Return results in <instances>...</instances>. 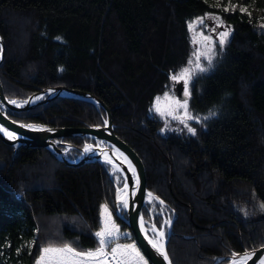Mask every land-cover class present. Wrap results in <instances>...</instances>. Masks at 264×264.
<instances>
[{"label": "trees", "instance_id": "trees-1", "mask_svg": "<svg viewBox=\"0 0 264 264\" xmlns=\"http://www.w3.org/2000/svg\"><path fill=\"white\" fill-rule=\"evenodd\" d=\"M252 1L264 10V0ZM213 10L233 32L210 67L202 59L201 72L189 67V24ZM0 33V79L9 99L65 85L108 106L115 133L143 160L148 189L174 211L172 264H211L264 245V215L251 220L242 209L251 197L264 211V32L255 17L204 0H0ZM187 66L196 71L188 109L199 119L187 121L195 134L154 109L171 76ZM210 111L215 115L204 119ZM5 112L51 127L103 125L106 118L101 106L73 97ZM60 140L73 145L71 159L94 142ZM115 202L104 164L72 166L45 147L15 149L0 139V264L16 261L18 249L24 264H36L49 245L95 249L103 205L119 232H128L108 247L135 244ZM161 220L154 216L156 225Z\"/></svg>", "mask_w": 264, "mask_h": 264}, {"label": "water", "instance_id": "water-1", "mask_svg": "<svg viewBox=\"0 0 264 264\" xmlns=\"http://www.w3.org/2000/svg\"><path fill=\"white\" fill-rule=\"evenodd\" d=\"M4 56L5 42L0 33V66ZM37 97L42 98L37 99ZM56 97L79 98L101 106L105 111V121H107V123L104 122L103 125L92 126L51 127L39 123L19 122L10 118L5 112V109L12 111L29 110L38 104L49 102ZM10 100L16 99H9L6 97L0 79V129L13 133L15 137L10 139L8 135L5 134V131H0V139L7 144L15 146L16 149L19 147H45L54 152L61 161L72 166H79L87 162H103L115 167L117 166L123 176V187L125 183L127 184L126 189L128 194V206L123 209L125 215L122 214L121 208H119L118 204L119 201L117 199L115 214L130 227L135 244L150 264H169V255V259L165 260L163 256L157 252L155 248H153L152 244L149 243L148 237L141 229V210L145 206L147 194L151 192L147 187L145 165L139 154L115 133L112 114L105 102L89 91L71 88L65 85L46 87L39 92H34L24 100L28 101L27 103L16 100L19 106H17V104L9 103ZM26 125H33L36 126V128H42L44 130H34V128L26 127ZM68 136H84L95 141H101L105 143V145L101 147L98 144L87 142L83 147L79 148L80 155L75 159H71L66 154L67 149L63 147H71L72 145L68 142L60 140L61 138ZM86 146H91L92 151L85 152L84 149ZM114 149H119V152L123 153L124 156L127 157V163L128 161H131V165L135 169V177L133 172L129 169L127 163L113 157ZM104 153L113 157V159H111L112 163L106 162ZM136 177L139 178L138 186L135 182ZM153 195L158 197L155 194ZM158 198V201L162 200L160 197ZM172 221L173 220L170 221L166 233L167 235L164 238V248L166 251L168 237L172 230ZM155 228L158 229L156 226ZM245 252L252 254L251 258L247 260V264H260L261 259H264V245L250 250H245L243 252L233 253H237L239 256H242ZM225 260V264H228L232 260V254L228 256H217L214 258L212 264H218Z\"/></svg>", "mask_w": 264, "mask_h": 264}, {"label": "snow or ice", "instance_id": "snow-or-ice-1", "mask_svg": "<svg viewBox=\"0 0 264 264\" xmlns=\"http://www.w3.org/2000/svg\"><path fill=\"white\" fill-rule=\"evenodd\" d=\"M245 9H241L244 11ZM217 20L219 24L222 25V21L219 17H211ZM204 18H200L199 23H203ZM264 27V25H262ZM189 29L194 30L193 24H189ZM215 31V29H213ZM230 34V29L219 32L218 33V41H214L210 35H204L203 33H199L200 39L197 40L194 36V43H201L203 45V51L197 50L194 55L196 59L195 69L201 72L206 71L207 69L202 66L199 62L201 56H203L207 62L209 67L212 64L215 43H219L221 47L226 43L227 37ZM190 65L193 63L192 60L188 62ZM193 69L189 67H185L181 69V71L177 74L171 76V80L173 81H183L184 82V96L182 99L176 98L174 95L170 96L167 92L164 93L163 97H157L154 109L162 116H172L173 119H178L180 123L184 124V126L188 129L189 132L195 134V129L190 127L187 124V121L193 119H199L198 117H193L188 109V97L190 96L189 91V81L191 79ZM42 97H37V99H41ZM163 101V106H162ZM28 101H24L27 103ZM9 103L17 104L16 100H10ZM181 110L183 115H181ZM215 115L214 111L209 112L208 117H204V119H208L209 117ZM107 123V121H105ZM26 127L34 128V130H44L42 128H36L33 125H26ZM0 131H5L0 129ZM10 139L15 138L14 134L11 132H6ZM85 152L91 151V146H86L84 149ZM116 153H119V156L123 157L124 160H127V157L124 156L123 153L119 152V149H114ZM106 157V162L112 163L111 158L107 153H104ZM129 169L133 172L135 177V169L131 165V161H128ZM126 179V178H125ZM136 185H139V178L136 177ZM127 188V184L124 185ZM148 197L150 199L159 200L158 197H154L151 192H149ZM117 199L120 201L122 207L128 206V200L124 199L123 196L118 195ZM160 204L164 202L162 200L159 201ZM264 207V206H262ZM102 224L100 230L95 233V236L98 239V246L95 249H89L85 251H78L76 248L72 247L70 244H63L61 246L57 245H49L44 247L41 250V255L37 259L36 264H111L109 261V257H111V261H114L115 264H147V261L141 255L139 250L136 248L135 244H116L115 247H112L110 251H107L110 243L114 242V238H116L119 234V229L115 225V223L111 219V213L108 210L107 205L102 206ZM164 224H170V220L164 221ZM141 229H144V221L143 217H141ZM152 231L155 233L149 243L152 244L153 248L159 252L165 260H168L167 251L164 248V231L162 229H156L155 225L152 226ZM251 253L245 252L242 256H239L237 253H232V264H247V260L251 258ZM239 257V258H237ZM169 264L171 262L169 261ZM260 264H264V259H261Z\"/></svg>", "mask_w": 264, "mask_h": 264}, {"label": "rangeland", "instance_id": "rangeland-1", "mask_svg": "<svg viewBox=\"0 0 264 264\" xmlns=\"http://www.w3.org/2000/svg\"><path fill=\"white\" fill-rule=\"evenodd\" d=\"M204 1L209 6H211L213 8H216V9H221L225 13H229V12L232 13L234 11H240V12H243L244 14H246L249 18L255 17L258 20V29H259V31L260 32H264V27H262V25H264V10L259 9L253 3L252 0H204ZM241 9H245V10L244 11H241ZM211 17H219V19L223 22L222 25L219 24L216 19L211 18ZM200 18H204L203 19V23H199L198 22L200 20ZM192 24L194 26V30H191V42H192V45H193V57L190 60H192L193 63L191 65L189 64V67H192V66L195 67L194 65L196 63V59H195L194 53L197 50H200V51H203L204 50L203 49V45L201 43H194L193 42L194 36L196 37L197 40H199L200 39L199 33H203L206 36L207 35H210L214 41H218V33L230 29V34H229V36L227 37V40H226V41H228V39L230 38V36L232 35V32H233L232 27L229 24L226 23V21L224 20L223 16L221 15V13L217 12L216 10H213V11H210V12L205 13L203 16H201L198 19H196L194 21V23H192ZM213 29H215V31H213ZM219 47L222 48L219 45L218 42L215 43V45H214V51H215V49H218ZM203 58L204 57L201 56L200 61H199L200 63H203L202 62V59ZM194 72H196V71L193 70L192 75H191V79H190L189 84H188L189 91H190V86H191V82H192V77L194 76ZM171 83H172L171 86L169 88H167V90L165 91V93L167 92L170 96H173L174 95L176 98L182 99L183 96H184V82L183 81H173V80H171ZM163 96H164V94L161 97H163ZM189 97L187 99H189ZM13 99H16V98H13ZM16 100L17 101H24L25 99L24 100L16 99ZM162 106H163V101H162ZM180 114L183 115L182 110H181V113ZM169 117L171 118V121H172V119H173L172 116H169ZM174 120H177V119H174ZM19 122H21V121H19ZM29 123H31V122H29ZM100 142L101 141H95L94 140V142H92V143H94V144H100ZM103 145H105V143ZM72 147H73V145L71 147H63L65 149H67L66 150V154H67V152ZM79 155H80V151H79V154L77 155V157ZM100 163H102V164L105 165L106 172H107V174L109 176L108 170L110 169V167H113V166L112 165H109L107 163H103V162H100ZM117 174H118V176L115 177L114 180L109 176V178L111 179V181H112V183L114 185V188H115V198H116V191H117V189L120 188V187H122L123 186V183H124L122 174L119 171H118ZM151 192L153 194H155L153 191H151ZM162 201L164 203L163 204H160L158 200L152 199L149 202H147L146 205L143 207L147 211V213H148L147 215L149 217V218L148 217L145 218V220L147 221L145 224H146V227L147 228H150L152 226L151 224H154L158 229H162L163 230V228H164V230L166 231L165 233H167V229H168V226L169 225L168 224L167 225L164 224V221H166V220H170V221L173 220L174 219V217H173L174 211L167 205V203L163 199H162ZM255 203H256V201L254 199H251V197H250V199L248 198V201H246L245 205L242 207L243 214L246 216V218L251 219V220L252 219L257 220V219L260 218V216H263L264 215V211L263 210H260V209H257V204H255ZM115 208H116V202H115ZM114 212H115V210H114ZM121 213L124 214L123 213V210H121ZM155 215H160L162 217L161 225L160 226L156 225L155 222H154V216ZM172 224H173V221H172ZM116 226L118 228V225H116ZM122 234L123 235H128V232H123V233L122 232H119L118 236L119 235H122ZM116 244L117 243L110 245V247H108V249H106V250L107 251H110V249L112 247H115ZM118 244H121V243H118ZM132 244H134V243H132ZM122 245H126V244H122ZM247 250H250V249H247ZM139 252H140V250H139ZM19 255H20V249L17 250V252L15 254V260L16 261L12 262V264H24L22 262L21 258L19 257ZM141 255L143 256L142 253H141ZM144 259L147 261V259L145 257H144ZM109 261L111 262V264H115L114 261H111V257H109ZM225 263H226V260H225ZM225 263H223V264H225ZM147 264H149L148 261H147Z\"/></svg>", "mask_w": 264, "mask_h": 264}, {"label": "bare ground", "instance_id": "bare-ground-1", "mask_svg": "<svg viewBox=\"0 0 264 264\" xmlns=\"http://www.w3.org/2000/svg\"><path fill=\"white\" fill-rule=\"evenodd\" d=\"M104 143L103 142H100V144H98L99 146H101V147H103L104 145H103ZM92 151V150H91ZM91 151H89V152H91ZM109 156V155H108ZM111 159H113V157H115V158H117V159H119V160H121V161H123V162H125V163H127V160H124L123 159V157H121V156H119V153H116L115 151H114V156L112 157V156H109ZM128 164V163H127ZM129 166V165H128ZM114 168H115V170L116 171H119V169H118V167L116 166H113ZM120 172V171H119ZM122 183V182H121ZM118 195H121V196H123V198L124 199H127L128 200V194H127V189L125 188V187H120V188H118L117 189V191H116V200H117V197H118ZM154 196V195H153ZM155 197V196H154ZM150 200H152V199H150L149 197H148V195H147V197H146V200H145V205H146V203L147 202H149ZM119 201V200H118ZM118 204H119V208H121V210H123L125 207H122L121 206V204H120V201L118 202ZM144 208H142V210H143ZM142 210H141V216L143 217V221H144V229H143V231H144V233H145V235L148 237V239L150 240L153 236H155V233L152 231V226L154 225V224H151L152 226L150 227V228H147L146 227V220H145V217L142 215ZM124 211V210H123ZM125 213V212H124ZM149 218V217H148ZM147 218V219H148ZM169 225V224H168ZM159 230V229H158ZM163 231H164V233L166 232L165 230H164V228H163ZM166 233H165V235H164V238L166 237ZM163 238V239H164ZM228 264H232V260L228 263Z\"/></svg>", "mask_w": 264, "mask_h": 264}, {"label": "built area", "instance_id": "built-area-1", "mask_svg": "<svg viewBox=\"0 0 264 264\" xmlns=\"http://www.w3.org/2000/svg\"><path fill=\"white\" fill-rule=\"evenodd\" d=\"M109 176L114 180L115 177L118 176V171L115 170L114 167H110V169L108 170Z\"/></svg>", "mask_w": 264, "mask_h": 264}]
</instances>
